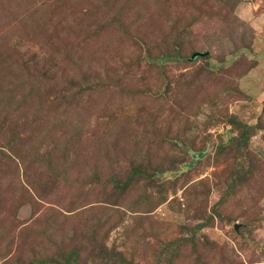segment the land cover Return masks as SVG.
Returning <instances> with one entry per match:
<instances>
[{"label": "rangeland", "instance_id": "374dc122", "mask_svg": "<svg viewBox=\"0 0 264 264\" xmlns=\"http://www.w3.org/2000/svg\"><path fill=\"white\" fill-rule=\"evenodd\" d=\"M0 38L17 94L46 91L26 112L0 108V264L79 247L91 264L102 245L133 264H264V0H0ZM172 52L179 61L146 58ZM231 118L255 126L251 162L237 158ZM11 130L80 181L31 163V145L11 152ZM160 163L178 170L163 192L142 178L114 190L134 165ZM238 163L248 173L231 189Z\"/></svg>", "mask_w": 264, "mask_h": 264}, {"label": "trees", "instance_id": "16d2710c", "mask_svg": "<svg viewBox=\"0 0 264 264\" xmlns=\"http://www.w3.org/2000/svg\"><path fill=\"white\" fill-rule=\"evenodd\" d=\"M108 9H110L111 5H108ZM131 9V7H127L124 6L121 9H119V11L117 12V18L116 21L118 22V26L122 27V24L126 18V12H128V10ZM79 21V20H77ZM76 26V25H75ZM99 34V32H96V36L97 37ZM177 41V40H176ZM175 41V42H176ZM3 42L2 38H0V108L1 109H5L8 110L9 113L12 111H16L19 109H22L23 112H26L27 110L33 108L32 106L35 105V103H33V101L35 99H42L41 96L45 95V90L42 87V85H29V89L31 91V93L27 96L24 97L23 93L21 92L20 94H17V91H15L13 88L17 86L23 88V86H20L18 81H13L12 79H10L9 75L12 73L13 70H8V69H4L3 67V63H6L7 61L5 60L6 55L4 53H2L3 51ZM174 42V43H175ZM173 54H164L163 58H160V60H158L157 58H153V57H146L148 58L149 62L151 64H153L154 62L158 61L160 63V65H163L165 62H177L179 61V59L177 58V53L176 52H172ZM199 57H196L193 61H196ZM189 59H186L185 61H188ZM190 61V60H189ZM188 61V62H189ZM80 62L79 59H76L74 61L75 65L78 66V63ZM56 67V66H54ZM54 67L51 68L52 72L55 74V71H57V74H59L61 72V74H59V76L57 77L56 82H59L61 77H64L66 73L60 71V69H56L54 71ZM10 71V72H9ZM28 72V71H27ZM161 74L164 75V72H160ZM29 80V84L32 83V77L30 76L29 72H28V78ZM48 79V78H47ZM54 80V81H55ZM70 89L73 90V88L77 87L76 84L73 81V78L71 77V80L68 81ZM25 84V83H22ZM88 86V87H87ZM34 87V88H32ZM100 87L99 83H92L90 85H86L83 87L82 91H91L94 90L96 91L98 88ZM69 89V91H70ZM53 112V113H52ZM52 115L53 117H57L58 114L60 115V117H62L61 119L67 120L66 117L64 116L62 113V111H52ZM39 115H43V111L40 110ZM38 115V114H36ZM64 116V117H63ZM40 118V119H39ZM35 116V123L37 125L40 124L41 117L39 116ZM229 124L235 126V127H239L241 129V134L239 137V139H236V137L234 139H232L233 144L236 145V150H237V158L238 159H242V158H247L249 159V161L251 162V158H250V154L247 152V146L249 144V139L251 137V133L253 132V129L255 128L254 125L249 124V123H244L238 119H234L231 118L229 120ZM57 127H55L56 129ZM80 127H78L77 129H79ZM83 130L84 128H80L79 131L76 132V138L79 140L81 139L84 135H83ZM12 136L11 138L8 140V148L11 149V152H16L17 149L23 147V146H29L31 145L30 143L26 142L25 140H23L22 138H20V136L18 134H16L13 130H11ZM51 134H56V131L54 132V130H51ZM49 137H53L52 135L47 134ZM19 136V137H18ZM60 138V145L58 149L60 151V149H62V153L64 152L66 147H69L67 143L64 144L63 139L64 136L59 137ZM32 146V145H31ZM34 148V151H32L31 155H28V159L31 160V163H35L38 165H44L49 173H51L54 177H57L56 179H61L63 180L67 185H73L76 184L80 181L81 175L79 174L78 176H70L66 170H64L60 175H58V171H59V164L57 159H55L54 157H52V155H50L49 153H47L46 155H44L43 153H41L39 151V146H37V148L35 146H32ZM228 146H224L223 144H221L218 149L219 150H225L227 149ZM1 154L6 155L5 157H7L8 155L6 153L1 152ZM202 153H198L197 156H202ZM9 160H10V156ZM5 160V159H3ZM9 160H8V165L9 164ZM146 166H140V164H136L134 165L131 170L129 172H127L126 174V178L125 180L119 181V180H115L114 183V190L115 191H122L124 192L127 188H129L134 182L136 183L138 181V178H142L143 180L145 179V181H147L146 183V187L147 188H160L162 187L161 191L163 192L165 190V186L168 180H170V177H166V174L169 172H177V168L174 164H172L170 167H168V165H164L160 163V167L158 169H155L153 173H149L147 169H145ZM4 168L3 164L0 161V169ZM26 171V170H25ZM248 171L246 169V167L241 164L238 163V165L236 166V168H234V170L232 171V174L229 177L230 180V187L231 189H234L236 187V185H238L239 183H241V181L243 179H245L246 175H247ZM93 178L97 181L99 180V174H95L93 176ZM101 181V180H100ZM145 187V188H146ZM146 188V190H147ZM31 198H35V196L41 198L40 195H38L35 192H31L30 193ZM36 199V198H35ZM141 202H139V204L141 205L142 202H146L147 204L150 202L147 198H145L144 196L141 198ZM139 205V206H140ZM134 206H131L129 209L131 211L134 212ZM139 206H135V207H139ZM147 210V207H146ZM148 211V210H147ZM201 225L198 226V230L201 229ZM76 230L72 229L70 232V236L73 238H76ZM195 235V234H194ZM187 241H190L189 239ZM181 243L177 244L176 242L168 244V246H166V249H172L175 250L176 248L179 247ZM97 247V251L96 253L99 254V259L95 260L93 262H91V264H133L132 262L128 261L127 259L124 258V256L121 253H116V252H111L109 251V249L106 247V245H102V246H96ZM165 250V247L162 249ZM84 251H82V248H74V250L71 251H60L59 254L57 256H53V257H46V258H42V259H34L30 264H89L88 262H85V259L82 258V254ZM1 260V258H0ZM13 262V261H12ZM5 264H10V262H7ZM13 264H19L17 261L13 262Z\"/></svg>", "mask_w": 264, "mask_h": 264}, {"label": "water", "instance_id": "95a60500", "mask_svg": "<svg viewBox=\"0 0 264 264\" xmlns=\"http://www.w3.org/2000/svg\"><path fill=\"white\" fill-rule=\"evenodd\" d=\"M201 56H204L203 54L201 53H196V54H193L192 57H191V60H194L196 57H201ZM236 229H238V225H236L235 227Z\"/></svg>", "mask_w": 264, "mask_h": 264}]
</instances>
